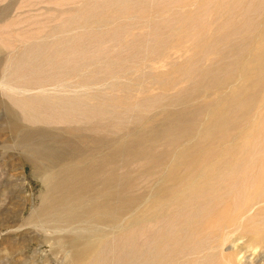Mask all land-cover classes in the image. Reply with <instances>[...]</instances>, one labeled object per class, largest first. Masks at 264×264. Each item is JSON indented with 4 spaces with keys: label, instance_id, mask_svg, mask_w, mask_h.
<instances>
[{
    "label": "bare ground",
    "instance_id": "obj_1",
    "mask_svg": "<svg viewBox=\"0 0 264 264\" xmlns=\"http://www.w3.org/2000/svg\"><path fill=\"white\" fill-rule=\"evenodd\" d=\"M135 1L136 6H140L146 0L132 2ZM172 1L168 0V4L169 7L174 6V9L188 6L185 0L180 5L175 3L177 0L174 3ZM199 1L201 5L199 3L197 12L187 10L176 18V23H172L173 28L179 32L180 43L184 44L188 40L201 49L190 72L197 70L195 67L200 57L215 52L219 43L227 41L232 48L220 52L222 63L219 68L197 71L199 79L196 83L202 84L203 80L209 78L212 83H216L217 70L225 72L233 67L234 63L232 67L229 65L232 60L223 63L224 59L228 61L229 58L235 59L233 68L240 77L244 67L240 66L241 59L245 60L246 48L252 45L250 43L253 38L250 39L249 35L258 31L264 40V0ZM132 2L111 0L110 5L102 3L99 9L103 15L97 16L93 23H108L122 17L128 19L135 11ZM161 4L156 3L155 7L161 8ZM52 5L55 6L51 7V14H47L49 17L35 21L39 28L35 33L33 31L23 35V29L18 32L20 34L7 32V29L15 25L21 27L22 24H28V21L30 23L28 16H15L0 21V51L6 54L5 73L0 85L5 96L7 131L17 138L19 150H23L32 162L57 164L80 156L81 150L73 141L79 124H84L88 129V126L94 125L96 117L108 116L105 115L103 104L87 105V101L94 98L92 93L80 95L75 89L79 61L87 53L79 42L99 44L108 38L103 35H75L73 31L76 20L69 18L65 24L62 23L58 2L54 1ZM210 13L214 17L225 18L223 25L217 28L215 39L206 36V16ZM90 14L91 11L88 17ZM84 22L90 23L88 19H84ZM112 25L116 28L107 29L106 34L109 36L128 33L130 27L129 24L119 27ZM233 33L240 34L239 37L244 33V36L240 41L232 42L228 39ZM153 35L150 44L136 42L129 45L127 50L130 55L157 53L167 45L160 41L163 39H160L157 30L153 31ZM11 42H17V45ZM258 56L250 58L252 64L258 62L254 71L256 85L252 89L247 87L224 96L218 103L219 109H232L230 117L216 116L202 130L197 123L202 122L204 113L181 114L163 133L157 134L155 139L151 138L148 141L150 145L139 144L133 159L141 167L138 170L141 177H132V173L130 175L118 171V159L125 157L128 151L125 146H117L111 151L112 158L109 160L108 156L104 157L100 152L103 160L97 166L77 167L76 164L48 175V179L52 177L55 182L50 185L44 197L43 207L39 208L41 219L55 225L85 224V229L74 232L78 239L101 236L98 244L86 249L78 257V264H239L241 259L251 256V249L264 247V51ZM10 62L13 63L12 67ZM125 62L126 59L117 55L108 62L109 66L103 74L112 66L123 68ZM8 69H11L9 73ZM95 76L96 73L90 74L85 81ZM258 100L259 116L256 122L247 124V119L255 112ZM245 128H248L249 133L240 138ZM213 129L222 132L218 140L210 136ZM161 140L164 143L163 151L156 152L152 144ZM215 141L223 146L226 143L230 145L215 148ZM127 155L130 156L129 153ZM173 163L176 165L168 173ZM138 178L164 181V194L154 196L152 214L136 218L129 225L120 227V219L136 212L145 201L144 195L133 194ZM101 225L116 229L111 239L108 238V232L99 227ZM148 231L146 240L140 244V248L143 245L142 249L124 251ZM111 253H114L113 258H109ZM245 264L260 262L256 260L249 263L246 260Z\"/></svg>",
    "mask_w": 264,
    "mask_h": 264
},
{
    "label": "rangeland",
    "instance_id": "obj_2",
    "mask_svg": "<svg viewBox=\"0 0 264 264\" xmlns=\"http://www.w3.org/2000/svg\"><path fill=\"white\" fill-rule=\"evenodd\" d=\"M54 1L58 2L60 20L61 18L63 19L62 23L65 24L69 18L76 20L77 23L73 31L75 35L80 37L103 35L108 38L105 42L99 44L90 41L79 42V45L87 53L86 57L79 61V70L76 77L77 88H75L80 95L92 93L94 98L88 99L87 105L91 107L103 104L105 115L108 114V116L104 118L96 117L93 121L94 125L92 127L88 126L89 130L84 124L78 125V131L75 133L77 136L73 139L81 150L77 159H65L57 164L32 162L27 159L23 150H19L17 138L7 131L8 117L5 114V96L0 85V264H78V257L86 249L98 244L101 241V236L95 235L91 236L92 239L90 237L85 240L78 239L74 236V232L81 228L85 229L87 227L85 224L77 226L55 225L51 221L46 222L41 219L39 215L41 209L39 208L43 207L44 197L47 195L50 185L55 182L52 177L48 179L50 178L48 175H54L59 170L66 169L71 165L76 166V164L77 167L97 166L103 160L101 153L104 157L108 156L109 160L112 158L111 151L117 146H125L128 149L127 153L130 154L131 160L127 153L125 154L127 159L120 157L117 164L118 171L128 172L130 175L133 174L132 177H141L138 171L141 167L133 159V154L136 153L135 150L138 146L150 145L151 138L155 139L157 134L163 133L170 123L172 124L178 117L182 116L181 114H195L199 111H201L202 115L204 113L202 122L197 123L202 130L206 124L207 126L210 125L216 116L230 117L232 109H219V101L224 96L236 93L247 87H249L247 89H252L256 85L254 71L258 66V62H256L257 64H252L250 58L257 57L264 51V40L261 34L255 31L252 36L249 35L250 39H253L252 41L250 40L252 45H248V48H246L245 60H242L244 58L241 59L240 66L243 65L244 67L240 72V77L235 73H238V71L233 68L235 59L229 58L228 61L224 59L223 63L227 64L232 60L229 65L231 67L233 63L234 65L232 68L230 67V70L227 68L228 70L225 72L215 71L216 78L218 75L217 80L219 83H217L218 81L212 83L213 81L209 78L203 80L202 84H197L196 82L199 79L196 76V74L198 75L197 71L207 69L210 71L216 69L217 66L219 68L222 63H220L222 60L220 59V52L229 51L232 48L230 47V42L219 43L217 50L207 53L202 58L200 57V61L195 67L197 70L190 72L192 65L196 62L195 60L198 59L201 49L195 47L194 43L188 40L184 44L180 43L179 32L173 28V24L176 23V18L187 10L193 13L197 12L199 10V0H185L188 2H186L188 6L186 8L179 7V9H174V6L169 7L168 0H146L140 6H136L137 1L132 2L134 0H129L130 3L134 4L135 11L129 15L128 19L122 17L116 21L111 20L102 24L93 23L96 22L94 19L97 16L103 15L99 5L102 3L110 5L111 0H99L98 2L96 0H0V21L15 16H21L20 18L28 16L27 20L30 19V23L28 21V24H22L21 27L17 25L20 28L15 25L7 29V32L20 34L18 32L23 29L27 31L24 33L22 30L21 34L23 35L33 31L35 33L39 29L35 21L50 16L47 14H51L49 11L51 7L55 6L52 5ZM122 1L126 2L127 0ZM183 1L177 0L175 3L180 5V2L182 3ZM156 3H162L161 8L157 9L155 7ZM141 8L143 10H139ZM170 9L173 10L171 11ZM90 11L92 14L88 17L87 14ZM157 11L158 13H156ZM161 11L162 13H160ZM174 14L176 15L175 17L172 16ZM84 19H88L90 23L84 22ZM206 20L208 23L206 36L207 38L215 39L217 28L223 25L225 18L223 16L214 17L210 13L206 16ZM29 24L30 26H28ZM112 24L117 26L129 24L128 33H116L119 34L118 36L114 34L107 35V29L116 28ZM158 26L159 28H157ZM168 26L171 27L169 28ZM155 30L159 32L160 39H163L160 41L165 42L167 45L162 47L157 53L143 52L131 56L127 47L136 44V42H142L145 45L150 44L154 36L153 31ZM235 35L233 33L228 40L232 42L234 40L235 42L240 41L244 33L241 37H239L240 34ZM11 43L12 45H17V42ZM95 53H97V56H95ZM117 55L126 59L125 66L121 69L112 66L111 71L109 70L103 74V71L109 66L108 62L117 57ZM4 58H6V54L0 51V82L3 80L5 73ZM89 58L92 59L89 60ZM10 65L12 67L13 63L10 62ZM10 70L8 69V73ZM94 73H96L94 79L88 82L85 81L88 75ZM220 77H222V80L219 79ZM89 86L91 87L87 88ZM259 105L260 101L258 100L255 112L247 119V124L251 121L256 122L260 113L258 110ZM210 132V136L213 139L217 138L214 140H218V137L222 135L219 129H213ZM218 133L220 134L218 135ZM248 133V128H245L240 138H244ZM63 136L68 137L66 134H63ZM215 142V148H223L225 145H230V143H226L223 146L218 141ZM152 146H155L156 152H161L163 151L164 143L161 140L152 144ZM176 164H171L168 173ZM121 166L124 167L122 168ZM164 187V181L153 178H138L135 181L133 194L144 195L145 201L136 212L127 214L120 219V227L129 225L136 218L152 214L154 211L152 204L154 196L163 195ZM99 227L108 232L109 239L116 232V229L112 228L111 230L107 225ZM148 235L149 231L146 235L139 236L135 243L132 242L133 244L127 246L124 251L127 252L131 248H140V244H143V241L147 238L145 236ZM142 247L143 245H141L140 249ZM252 250L248 259H239L238 263L245 264L246 260L249 263H253L259 260L260 264H264V247ZM225 252L227 253V250ZM226 253L224 254L226 255ZM113 254H109V258H113ZM111 264H114V262H111Z\"/></svg>",
    "mask_w": 264,
    "mask_h": 264
}]
</instances>
